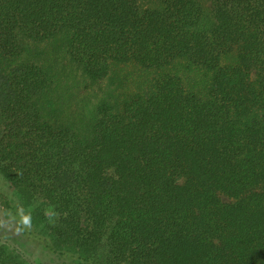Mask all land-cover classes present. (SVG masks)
<instances>
[{
	"label": "trees",
	"instance_id": "16d2710c",
	"mask_svg": "<svg viewBox=\"0 0 264 264\" xmlns=\"http://www.w3.org/2000/svg\"><path fill=\"white\" fill-rule=\"evenodd\" d=\"M59 38L92 84L153 78L68 114L41 54ZM0 173L40 199L47 234L17 215L51 254L264 264V0H0Z\"/></svg>",
	"mask_w": 264,
	"mask_h": 264
},
{
	"label": "rangeland",
	"instance_id": "374dc122",
	"mask_svg": "<svg viewBox=\"0 0 264 264\" xmlns=\"http://www.w3.org/2000/svg\"><path fill=\"white\" fill-rule=\"evenodd\" d=\"M206 6L210 7L209 1ZM43 49L42 60L60 88L58 92L62 106L68 114H76L84 119L88 118L98 102L108 99L109 93L123 94L145 89L153 78V74L135 66H115L107 81L92 84L69 61L62 39L44 45ZM223 200L230 201L226 197ZM40 204V199L21 196L0 173V247L21 264H87L51 254L43 245L29 240L23 234L21 219L17 213L24 220L27 218L33 230L48 233L46 222L40 215Z\"/></svg>",
	"mask_w": 264,
	"mask_h": 264
},
{
	"label": "clouds",
	"instance_id": "9594fccd",
	"mask_svg": "<svg viewBox=\"0 0 264 264\" xmlns=\"http://www.w3.org/2000/svg\"><path fill=\"white\" fill-rule=\"evenodd\" d=\"M28 222V220H27V218H25V223H27Z\"/></svg>",
	"mask_w": 264,
	"mask_h": 264
}]
</instances>
